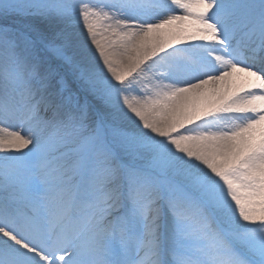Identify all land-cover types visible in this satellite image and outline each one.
Listing matches in <instances>:
<instances>
[{"label":"snow or ice","instance_id":"1","mask_svg":"<svg viewBox=\"0 0 264 264\" xmlns=\"http://www.w3.org/2000/svg\"><path fill=\"white\" fill-rule=\"evenodd\" d=\"M0 264H264V0H0Z\"/></svg>","mask_w":264,"mask_h":264}]
</instances>
